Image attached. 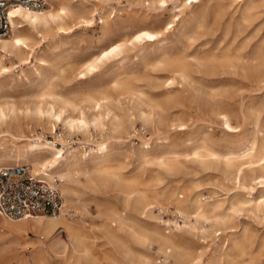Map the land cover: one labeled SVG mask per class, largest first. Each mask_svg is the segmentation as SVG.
<instances>
[{
  "label": "rangeland",
  "instance_id": "374dc122",
  "mask_svg": "<svg viewBox=\"0 0 264 264\" xmlns=\"http://www.w3.org/2000/svg\"><path fill=\"white\" fill-rule=\"evenodd\" d=\"M43 1L41 9L11 2L65 13L36 29L16 21L23 24L17 34L29 45L20 57L29 59L6 60L9 72L0 75V111L7 116L5 123L0 118V166L12 165L10 155L30 137L53 142L64 153L110 144L101 171L93 161L82 164L88 176L76 177L85 186L78 187V197L67 201L63 195L66 217L81 220L86 229L83 246L89 258L51 254L47 264H142L140 256L153 264H179L172 257L164 260L155 242L138 244L130 225L151 238L156 233L171 237L186 263L229 254L238 264H264V160H259L264 151V0ZM140 31L156 36L136 41ZM10 33L11 28L0 39ZM116 44L115 54L98 59ZM89 64L93 70H87ZM95 101L123 120L131 118L133 131L91 126L83 136L60 123L54 132L45 117L34 115L37 107L52 105L64 116L78 118L82 112L89 117L97 111ZM140 110L150 114L149 123L137 118ZM25 121L31 129L22 128ZM195 148L218 157L195 159ZM159 158H174L176 168L160 170ZM130 190L127 199L124 191ZM140 193L151 198V211L132 208ZM197 197L207 207L217 202V214L225 218L211 225L177 214L178 205L189 208L186 200ZM119 216L125 229L114 221ZM38 235L45 237L43 243ZM110 236L123 243L129 259ZM58 237L70 243L65 231ZM10 240L0 221V264H23L20 257L31 261L35 250L48 246L41 231L29 230L19 236L15 256Z\"/></svg>",
  "mask_w": 264,
  "mask_h": 264
},
{
  "label": "bare ground",
  "instance_id": "6f19581e",
  "mask_svg": "<svg viewBox=\"0 0 264 264\" xmlns=\"http://www.w3.org/2000/svg\"><path fill=\"white\" fill-rule=\"evenodd\" d=\"M158 1L161 3L166 2V0ZM64 13L65 12L63 9H59L55 13H50L49 9L35 11L23 6L20 3L11 5L8 9V16L12 26L11 33L9 36H7V39H0V75L4 72H9V69L4 65L6 60H10L12 57L21 58L20 56L23 53L29 51V45L26 38L17 34L18 29L23 26V24H16L17 20L20 19L21 21H25L32 29H36V27L47 25L48 21L50 20L55 21L60 19ZM155 36V33L140 31L134 35V39L136 41H142L146 39H154ZM117 50H119L118 44L100 53L98 59L102 60L104 58H108L109 56L115 54ZM28 53L30 54V52ZM28 59L29 57L24 59L21 58L20 60L24 62L28 61ZM93 68L94 64H89L87 70H93ZM98 102L95 101L94 103V107L97 108V111L89 117L84 115L82 112L79 114L80 116L78 118H72L71 115L64 116V110L62 108L54 109L52 105H49L46 109L37 107L34 110V115L37 117V119L41 120L45 117L46 122L50 123L54 132L56 126L60 123H62L69 131L80 132L83 136L89 135L88 131L89 127L91 126H93L95 130L99 129L102 132L109 131L110 133L124 132L127 134L129 128L133 131V122L131 118L123 120L119 117V115L113 113L106 105L102 106ZM6 117V114L3 111H0V118L4 123L6 122ZM150 117V114L140 110L137 118L141 119L144 124H147L150 122ZM225 124L227 127H229L227 120H225ZM20 125L23 129L29 128L26 121ZM59 136L57 139H59ZM109 147L110 144L108 142H100L96 144L95 147L88 148V151L85 153L77 154L75 149L67 150L64 153L62 152V149H56L53 142L42 140L39 136H36L34 138H28L25 142V146L18 149L16 153L10 155V157L14 161L13 164L28 162V164L32 166V172L36 175L41 174L42 176L50 179L58 177L61 181L59 183L61 196L63 197L64 195L65 200L72 201L79 195L77 190L78 187H85L84 185L78 183L80 179L78 181L76 180L78 175L81 174L85 177L88 174L85 166L86 164H84V166L82 164L84 162L86 163L93 161L94 165L98 167L97 170L101 171L104 167L107 157L110 154ZM145 150L147 149H145L143 146L139 149L142 157H145ZM191 156L198 160H203L206 157L212 159L218 157L216 153L202 148H195L191 152ZM259 160H264V151H262ZM229 161L230 158H226V162ZM155 165L160 170L168 172L176 168V160L174 158H159ZM61 175L65 176L68 180L66 182L63 181V179L60 178ZM238 180L237 182H239ZM102 181L103 183L106 182L104 178H102ZM126 191H124V194L128 199L129 195H131L133 191ZM137 196L138 197L132 203V208L134 210L136 208L140 213H145L146 210L151 211V198L144 193H140ZM65 203L66 202H62L63 207L61 213L54 217L52 215H33L30 219L24 218L21 219L22 221L10 219L9 221L7 218L4 219L5 217L3 218V216H0L1 224L7 231V236H11L9 245L12 247L11 252L15 256L18 252L17 246L19 244V236H27L29 230L34 232L41 231L46 236L48 246H41L35 250L31 255V261L22 257H18L19 262H22L23 264H47V259L51 254H54L56 257L68 258L73 257L77 253H83L82 255L85 258H89L88 253L83 246V239L86 234V229L83 226V222L79 219L69 221L72 218L71 216L66 217L64 213L66 206ZM186 204L189 208L180 205H178V208H176L177 214L179 216L183 214L186 220H188L187 218H189V215L193 217L195 221L203 220L209 222L212 225L211 222L215 223L225 218V216L221 217L217 214L219 207L217 202H213L209 205V207H207L205 204H202L200 198L197 197L193 200L187 199ZM186 209H191L190 213L187 212ZM115 219L116 220L114 221H117L119 229H125L127 227L124 218L119 216ZM132 225H134V223H132ZM132 227L134 226L130 225L128 228H130L131 231L133 230L131 232L133 239L138 244L146 247L152 242H155L158 247V252L162 253L164 260L172 257L174 260L179 262V264H194V262L196 264H238L237 261L234 260L233 255L229 254H218L212 260L210 258L204 260L202 258L196 257L194 258L196 261L190 260L188 263H186V254L180 250V246H176L171 237L156 233V236L151 238V233L150 235H143L134 230L136 226L134 228ZM61 231H65L69 237L70 243L68 245H66L65 241L60 240L58 237V234ZM38 238L39 240H43L40 239L41 236ZM110 239L113 240V242L117 245V251L121 254V256L125 259H129V256L122 251L123 243L120 240H116L113 236H110ZM26 249H29V247ZM139 260L142 264H153L151 260L145 256H140Z\"/></svg>",
  "mask_w": 264,
  "mask_h": 264
},
{
  "label": "built area",
  "instance_id": "2783aa9c",
  "mask_svg": "<svg viewBox=\"0 0 264 264\" xmlns=\"http://www.w3.org/2000/svg\"><path fill=\"white\" fill-rule=\"evenodd\" d=\"M12 1L17 0H0V37L11 28L8 9ZM22 3L38 9L45 6L43 0H22ZM60 182L57 177L34 174L28 163L0 166V215L12 220L38 214L59 215L63 207Z\"/></svg>",
  "mask_w": 264,
  "mask_h": 264
},
{
  "label": "crops",
  "instance_id": "0c3cea01",
  "mask_svg": "<svg viewBox=\"0 0 264 264\" xmlns=\"http://www.w3.org/2000/svg\"><path fill=\"white\" fill-rule=\"evenodd\" d=\"M61 187V186H60ZM62 202H63V197H62ZM35 216H44V215H35ZM4 230V229H3ZM39 236H42L44 239L43 240H39V238H38V241L37 242H39V243H43L44 241H45V237L43 236V235H38V237ZM28 247H30V246H28Z\"/></svg>",
  "mask_w": 264,
  "mask_h": 264
}]
</instances>
